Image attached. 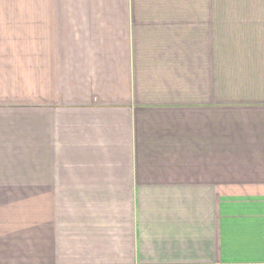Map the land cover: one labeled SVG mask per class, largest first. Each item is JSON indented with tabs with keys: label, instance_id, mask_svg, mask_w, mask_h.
I'll return each mask as SVG.
<instances>
[{
	"label": "crops",
	"instance_id": "0c3cea01",
	"mask_svg": "<svg viewBox=\"0 0 264 264\" xmlns=\"http://www.w3.org/2000/svg\"><path fill=\"white\" fill-rule=\"evenodd\" d=\"M0 264H264V0H0Z\"/></svg>",
	"mask_w": 264,
	"mask_h": 264
}]
</instances>
